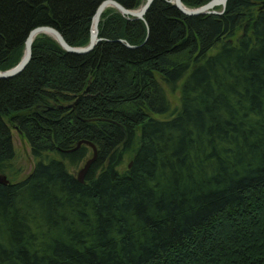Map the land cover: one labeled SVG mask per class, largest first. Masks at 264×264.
<instances>
[{"label": "trees", "instance_id": "1", "mask_svg": "<svg viewBox=\"0 0 264 264\" xmlns=\"http://www.w3.org/2000/svg\"><path fill=\"white\" fill-rule=\"evenodd\" d=\"M102 1L0 0V70L36 26L88 45ZM99 37L78 54L42 34L0 78V172L14 130L37 159L0 183V264H264V0L220 15L154 0L145 20L109 7ZM82 140L98 147L84 182L68 166Z\"/></svg>", "mask_w": 264, "mask_h": 264}, {"label": "water", "instance_id": "2", "mask_svg": "<svg viewBox=\"0 0 264 264\" xmlns=\"http://www.w3.org/2000/svg\"><path fill=\"white\" fill-rule=\"evenodd\" d=\"M154 0H146L145 3L138 9H130L122 5L120 2L116 0H103L96 8L94 15L92 17V27H91V36H90V42L87 46L83 47H74L71 46L67 40L65 39L64 35L55 27L49 26V25H42L39 27L34 28L30 31L27 40H26V46H25V52L23 55L22 60L15 65L14 67L0 71V78H9L18 75L21 73L28 63L30 62L32 58V46L33 41L35 37L39 34H47L51 36L54 40H56L63 49H65L68 52L83 54L91 51L98 42L101 41V37H99V23L101 16L103 12L109 8H115L118 12L121 14L128 16V17H135L139 19L145 20V15L147 11L149 10L150 6L152 5ZM169 2L173 3L179 10H181L183 13L187 15H202V14H223L225 11V8L227 6L228 0H210L206 4L190 8L186 6L183 3V0H168ZM217 7H221V10H217ZM83 93L79 95L78 99L74 102L77 103ZM94 152L91 158H89L86 163L84 164V167L80 170V172L77 175V178L80 182L85 181V177L91 168L92 164L96 161L98 157V152L96 150V147L94 146ZM0 183L1 184H9L10 180L4 173L0 172Z\"/></svg>", "mask_w": 264, "mask_h": 264}, {"label": "rangeland", "instance_id": "3", "mask_svg": "<svg viewBox=\"0 0 264 264\" xmlns=\"http://www.w3.org/2000/svg\"><path fill=\"white\" fill-rule=\"evenodd\" d=\"M166 95L171 103V107L174 108L179 105L180 101V90H174L172 91L168 85L164 83ZM14 136V145L16 149V156L11 161V166L9 170H7L4 174L9 176L10 172L17 173V176L15 178L21 179L25 177L30 171H32L37 159L34 157V155L31 152V146L29 142L16 130L13 131ZM52 155V154H51ZM93 155L92 150L88 154V156L77 165H68L69 170L74 173L76 176L80 172V170L84 167V164L86 161L91 158ZM131 154L128 153L125 155L123 163L120 165L119 169L124 170L126 167H128L130 161H131ZM2 173V172H1ZM14 178V177H13Z\"/></svg>", "mask_w": 264, "mask_h": 264}, {"label": "bare ground", "instance_id": "4", "mask_svg": "<svg viewBox=\"0 0 264 264\" xmlns=\"http://www.w3.org/2000/svg\"><path fill=\"white\" fill-rule=\"evenodd\" d=\"M117 1V0H116ZM119 2V1H118ZM144 20V19H143ZM40 26H42V25H40ZM50 26V25H49ZM36 27H39V26H36ZM36 27H34V28H36ZM34 28H32L31 30H33ZM30 30V31H31ZM30 31L28 32V34H27V36H26V39H25V41H24V52H25V46H26V40H27V37H28V35H29V33H30ZM60 31V30H59ZM61 32V31H60ZM62 33V32H61ZM40 35H42V34H39V35H37L36 37H35V39H34V41L36 40V38L37 37H39ZM47 35V34H46ZM51 37V36H50ZM34 41H33V43H34ZM56 41V40H55ZM71 45V44H70ZM72 46V45H71ZM87 46V45H86ZM74 47H83V46H74ZM24 52H23V55H24ZM71 53H73V52H71ZM32 55H33V46H32ZM23 58V57H22ZM22 60V59H21ZM10 69V68H9ZM6 70H8V69H6ZM0 71H3V70H0ZM76 105V103H74L73 102V104H71V105ZM82 144H85V145H87L88 146V148H90L91 150H92V153L94 152V146L96 147V150H97V152H98V147H97V145L96 144H94L93 142H90V141H88V140H82V141H80V142H78L77 143V145L75 146V148H78V147H80Z\"/></svg>", "mask_w": 264, "mask_h": 264}]
</instances>
